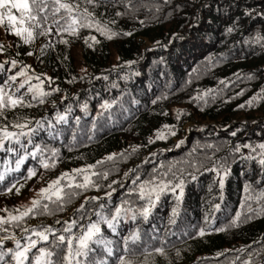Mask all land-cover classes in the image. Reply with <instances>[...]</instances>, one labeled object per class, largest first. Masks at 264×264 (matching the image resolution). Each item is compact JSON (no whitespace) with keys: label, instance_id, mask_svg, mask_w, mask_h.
Masks as SVG:
<instances>
[{"label":"trees","instance_id":"obj_1","mask_svg":"<svg viewBox=\"0 0 264 264\" xmlns=\"http://www.w3.org/2000/svg\"><path fill=\"white\" fill-rule=\"evenodd\" d=\"M85 7L116 35L108 39L93 27L80 29L76 36L38 37L24 45L0 28V41L6 46L0 53L4 63L0 86L17 76L10 91L27 77H31L32 86L39 85L44 91L59 89L45 97L43 104L28 94L31 106L7 111L6 120L0 118V126L8 124L11 131H18L11 128L13 123L30 122L36 128L40 121L44 127L38 129L33 143L59 150V161L52 169L40 165L49 153L37 159L28 157L13 173L20 194L15 189L5 194L7 202L0 209H15L8 204L11 200L28 195L33 199L61 173L117 154L118 170L111 175L118 173V178L108 176L100 181L99 190L82 191L83 196L107 193L111 191L108 185L116 181L112 188L119 190L117 196L98 204L90 202L89 207L97 204L95 211L104 205V215L110 216L124 200L132 201L133 207L143 203L136 195H129L137 175L147 180L172 167L184 172L185 181L179 203L168 193L161 196L147 219L139 215L132 219L129 213L120 220L115 232L125 228L131 234L141 233L149 249L139 258H126L135 264H243L248 259L252 264H264V214L216 231L226 227L237 213L243 218L249 207L264 208V198L256 199L264 192V166L259 156L245 158L250 149L244 147L264 143V0H100L97 6L81 0V10ZM118 12L123 15L118 16ZM93 36L95 41L89 39ZM61 39L68 43H61ZM12 60L17 61L15 67ZM20 72L26 75H17ZM205 93L204 99H197ZM105 102L110 105L107 109L101 108ZM178 111L182 113L179 118ZM58 116L65 120H58ZM189 124L193 126L190 131ZM165 125L175 135L168 134ZM158 131L166 138L157 139ZM237 146L239 152L235 151ZM11 157L14 161L18 158ZM0 162L10 164L7 151H0ZM109 163L104 168L111 166ZM29 168L36 169L37 175L25 180ZM250 196L253 198L248 199ZM40 219L37 216L28 224ZM201 228L204 236L198 235ZM112 231L101 224L102 233ZM154 245L163 246L166 255L155 253ZM92 247L101 252L97 244ZM94 254H90L93 259L99 257Z\"/></svg>","mask_w":264,"mask_h":264},{"label":"snow or ice","instance_id":"obj_2","mask_svg":"<svg viewBox=\"0 0 264 264\" xmlns=\"http://www.w3.org/2000/svg\"><path fill=\"white\" fill-rule=\"evenodd\" d=\"M80 2L81 0H0V28L4 30L6 35H13L19 38L24 45L32 44L38 37H51L64 33L76 36L79 34L80 29H91L93 27L97 32L106 35L108 39L116 35V33L110 32L106 25L101 26L100 22L94 18L93 12L89 11L87 7L81 10ZM83 2L87 5L97 6L100 0H83ZM117 15H123V13L118 12ZM125 35H131V33H125ZM89 39L95 41L94 36L89 37ZM60 42L68 43L67 40L63 39ZM50 46V44L46 45V47ZM5 47L4 42L0 41V53H3ZM43 51L44 49L41 48V53ZM26 54L29 56L33 55L32 52H27ZM10 63L15 67L17 61L12 60ZM3 67L4 64H0V68ZM25 67L29 68L30 66L26 65ZM17 75L25 76L26 74L20 72ZM30 79L31 77H27L23 82L19 83L15 91H10V89L12 83L17 80V76L10 77L9 81L0 86V118L6 120L7 111L31 106V102L26 100L28 94H31V100L43 104L45 102L44 98L50 95L51 92L59 91L58 88L51 89V92L44 91L39 85L32 86L29 83ZM35 79L40 80L41 78L40 76H36ZM47 79L51 81L52 78L47 77ZM26 84L28 85L27 91L21 92V89H24ZM206 95L208 93L197 97V99H204ZM83 107L86 111L87 105L85 104ZM109 107L108 102L101 105L103 109ZM181 114L178 111L177 118ZM58 120L64 121L65 117L58 116ZM36 125L37 127L33 128L30 126V122L13 123L11 128L18 131L9 130L10 126L8 124L0 126V151L23 152V155H19L16 159L15 168L11 169L12 171L19 170L28 157L37 159L44 156L45 152L49 153V155L40 160L41 167L46 170L56 167L59 161V150L54 148L49 149L46 145L42 146L41 144L33 143V137L38 134V129L44 127L40 121H37ZM164 127L168 129V134L175 135L170 126L165 125ZM156 138L165 139L166 136L164 132L158 131ZM150 142L152 141L150 140ZM12 145H18L19 148H14ZM28 145L32 146L31 151H29ZM244 147L250 149V154L245 158L255 160L259 156V163L264 166V143L257 146L244 145ZM135 150L134 148L133 152ZM235 151L239 152L240 146H237ZM252 153L255 155H252ZM124 155V153L119 154L120 157H124ZM116 159L117 154H111L103 160L97 161L96 164L73 169L71 172L61 173L59 177L48 183L46 187L40 188L36 192L35 197L28 203L22 204L19 208L12 209L11 211L7 208L0 209V212L4 213L0 215V264H96L90 258V254L94 251L92 245L105 243L101 237V224L107 225L108 228L115 232L120 220L123 217H128L129 213H131L132 219H135L137 215L147 219L162 195L172 193L176 196L178 203L183 197L184 172L179 169L173 171V168L169 167L163 173H154L147 180H141L138 175L132 179L131 183L134 187L129 192V195H136L138 200L143 202L138 207H133L132 201L124 200L108 216L103 213L104 205H100V211L94 213L97 219L92 220L88 216V222L85 224L81 223L86 218L84 212L85 204L82 203L79 208L75 209L73 218L63 221L56 220V224L62 225L60 228L46 224H28L29 220L37 216H54L57 213L65 211L66 207L76 197L81 195L82 191H87L90 188L99 190L102 186L100 181L107 180L110 174V170L105 169L104 165L106 162L115 161ZM178 171L180 172L179 175H177ZM217 174L219 175V172ZM224 174L226 175L227 173L225 172ZM36 175L37 170L29 168L25 180H30ZM128 175L129 173H125V177H128ZM189 175H191L193 180L196 179L195 175L191 173ZM77 177H81L82 179L78 181ZM4 179L5 174L0 172V182L4 181ZM115 183L116 181L112 182V184ZM219 183L222 189L224 186L223 178L220 179ZM112 184L108 185L111 191L105 194L109 199L112 192L115 191L112 188ZM20 187L22 188L23 185L21 184ZM14 189L16 194L19 195L20 188L16 184L7 187L0 194L12 193ZM245 190H249L248 186H246ZM252 198L251 196L248 197V199ZM260 198H264V192H261L256 197V199ZM99 199L101 198L85 197V203ZM216 208L218 209L219 205H216ZM173 211L175 214V209ZM261 214H264V208L253 210L249 207L248 214L244 215L243 218L241 217V213H237L226 227L217 228L216 231L222 232L226 231L227 228L237 227L240 223L247 222ZM14 230H19L20 235L17 236ZM205 234V229L203 228L198 232L200 236H204ZM138 238V235L133 233L129 238L125 239L124 251L126 253L133 252L128 247L129 241L134 244ZM6 241H12L15 247L6 248ZM107 251L111 254L112 250L108 248ZM239 251H244V249ZM154 252L166 255L163 246L155 248ZM177 255H179L178 252ZM119 264H135V261L122 255L119 257ZM243 264H252V261L248 259L243 261Z\"/></svg>","mask_w":264,"mask_h":264},{"label":"rangeland","instance_id":"obj_3","mask_svg":"<svg viewBox=\"0 0 264 264\" xmlns=\"http://www.w3.org/2000/svg\"><path fill=\"white\" fill-rule=\"evenodd\" d=\"M241 117L244 118V115H242ZM241 121L242 122H247V119H242ZM251 122L258 123L259 121H251ZM190 126H191V124H189L188 128ZM117 161H118L117 159L115 161H109L110 162L109 164H111V166H106L105 167L106 169L110 170L109 176H110V178L113 177L112 179H117L118 178V173L116 175L114 174L113 176L111 175L112 172L118 170ZM128 177H130V175ZM105 183H107V181ZM101 193H99V194L101 195ZM102 194H106V193H102ZM90 196L91 195L83 196L82 195V192H81V195H79L78 197H76L73 200V202L66 207L65 211L60 212V213H57L54 216H41V219H40L41 221L39 220V223L46 224V225L54 224L56 226L55 228H60V227H62V225L56 224L55 223L56 220L59 219V220L63 221V220H68V219L73 218L75 209L79 208L80 205L83 203V204H85L84 212L86 214V218L84 220H82L81 223H85L86 224L88 222L87 217L89 216V214H91L90 217H91L92 220L94 218H97L93 213L97 212V211H95V208H96L97 204L100 203L99 200H97L96 201L97 204L89 207L90 203H85V197H90ZM3 199H4V197H0V204L1 205H5L4 203L7 202V201H5ZM30 199H31V197L28 195V197L25 198V199H23V200H18V201L17 200L16 201H12L11 200V201H8V204L10 206L14 207V208H19L20 205L26 204L27 201H29ZM31 224H33V223H31ZM199 254H197V255H199ZM219 264H224V262L219 263Z\"/></svg>","mask_w":264,"mask_h":264}]
</instances>
